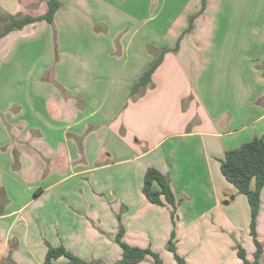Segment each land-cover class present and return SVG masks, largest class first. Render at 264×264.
<instances>
[{"label": "crops", "instance_id": "obj_1", "mask_svg": "<svg viewBox=\"0 0 264 264\" xmlns=\"http://www.w3.org/2000/svg\"><path fill=\"white\" fill-rule=\"evenodd\" d=\"M60 1L53 25L0 37V264H44L48 244L111 263L119 226L155 249L187 221L195 264H244L234 243L252 260L254 238L264 264V186L252 236L246 195L220 170L227 150L264 139V0H206L131 98L148 46L171 47L201 0ZM45 9L0 0V17ZM150 166L169 178L176 224L142 193Z\"/></svg>", "mask_w": 264, "mask_h": 264}, {"label": "trees", "instance_id": "obj_2", "mask_svg": "<svg viewBox=\"0 0 264 264\" xmlns=\"http://www.w3.org/2000/svg\"><path fill=\"white\" fill-rule=\"evenodd\" d=\"M206 6V0H201L202 13ZM62 7L60 0H46V9L38 15L27 13L9 14L0 17V37L5 36L13 30L23 28L27 24H34L41 21L54 24V16ZM193 17V16H192ZM192 17H189V25L186 29L188 33L192 32L194 26ZM54 36L56 32L54 30ZM179 46L177 42L174 48H153L148 46V49L154 53V58L144 71L135 79L129 91V97L141 94L152 82V74L155 68L161 62L164 53L176 51ZM157 52V54H155ZM220 170L227 181L232 183L239 193L246 195L250 208V233L256 235L255 226L256 218L260 206V194L264 186V139L261 136H254L250 140L243 142L240 146L229 149L225 152L224 157L220 161ZM142 193L146 199L155 204L167 205L171 208V217H174L176 209V199L169 184L167 175L159 171L155 167H147L143 175ZM174 231H171L170 240H168L167 248L175 251L173 243ZM115 242L121 249L120 258L112 263H104L99 260H85L77 255H74L67 250L63 245L52 246L47 245V250L44 255V264H133L144 260L150 255L155 264H162L158 254L151 250L150 247H139L128 244L123 239V228L119 226L115 236ZM255 251L253 259L249 260L245 256V251L241 246H238L237 254L243 260L244 264H260L262 248L254 238ZM65 257L66 261L56 262L59 257ZM174 258L177 264H186L185 260L174 252Z\"/></svg>", "mask_w": 264, "mask_h": 264}, {"label": "rangeland", "instance_id": "obj_3", "mask_svg": "<svg viewBox=\"0 0 264 264\" xmlns=\"http://www.w3.org/2000/svg\"><path fill=\"white\" fill-rule=\"evenodd\" d=\"M178 3H179V1H178ZM187 3H189V6H188V8L190 7V9H192L193 8V6H194V1H192V0H187ZM182 4V3H181ZM182 6L183 5H181V7L180 8H178V9H181V10H183V8H182ZM189 9V10H190ZM200 9H201V4H200V7H199V9L198 10H196V11H193L192 13H189L188 15H187V18H186V22H187V27H188V23H189V17L191 16H193L192 17V24H193V26H195V24L196 23H198V22H200V20H199V18H200V16H201V14L203 13H201L200 12ZM194 10V9H193ZM178 11V10H177ZM187 27H186V29H187ZM186 29L184 30V31H182L181 33H178V32H172V35L174 36V35H176V39H174V40H172V44L173 45H171V48H174L175 47V45H176V43L178 42V43H180V40L182 39V37L183 36H186L187 34H188V32L186 31ZM193 32V31H192ZM192 32H190V33H192ZM55 56H56V53L58 52L57 51V46H56V44H55ZM178 50H179V46H178V48H177V50L176 51H169V52H171V53H176V52H178ZM166 53H168V52H165L164 53V55L166 54ZM155 54H157V52L155 53ZM154 58V57H153ZM157 68V67H156ZM155 68V69H156ZM155 71V70H154ZM172 219H174L175 221V224H176V215L172 218ZM191 223V221H187V226L185 225H183V223L181 222V226H180V230H181V233H180V235L178 234V232H177V230L176 229H172L173 231H174V238H173V243H174V246H175V251H172V250H169L168 248H167V243H168V240H170V236L168 237V239L165 241V245L163 246V244H162V241H161V243H160V240H158V239H152V244H155L154 246H156L155 247V249H152L151 248V250H153L154 252H156L157 254H158V256H159V258L161 259V261H162V264H177V262H176V260H175V258H174V252L177 254V255H179L180 257H182L184 260H185V263L186 264H188V262L190 261V264H195V257L192 255L191 257H187V254H188V248L190 247V244H191V242H190V240L188 239V233H186V232H188L189 230V228L191 229V226H193V225H189ZM171 235V234H170ZM194 237V236H193ZM231 239H232V237H231ZM238 243L237 242H235L234 243V247L236 248V251H238V246H241L243 249H244V251L246 252V249H247V245H245V242L243 243L244 245H237ZM163 246V247H162ZM164 248V250H162ZM119 259V258H118ZM117 260V259H116ZM144 261H147L149 264H155L154 263V261H153V259H152V257L150 256V255H148L145 259H144ZM105 263V262H104ZM112 263V262H111Z\"/></svg>", "mask_w": 264, "mask_h": 264}]
</instances>
